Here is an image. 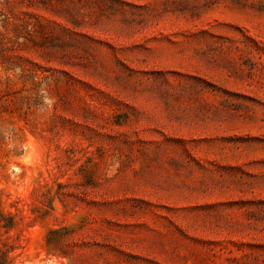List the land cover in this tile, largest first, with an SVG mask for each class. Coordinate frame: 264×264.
<instances>
[{
  "label": "rangeland",
  "instance_id": "1",
  "mask_svg": "<svg viewBox=\"0 0 264 264\" xmlns=\"http://www.w3.org/2000/svg\"><path fill=\"white\" fill-rule=\"evenodd\" d=\"M0 264H264V0H0Z\"/></svg>",
  "mask_w": 264,
  "mask_h": 264
}]
</instances>
